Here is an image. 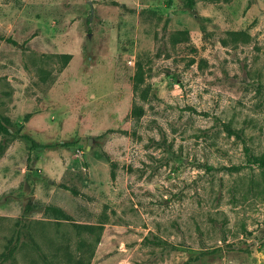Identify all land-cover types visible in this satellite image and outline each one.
<instances>
[{
    "label": "rangeland",
    "instance_id": "rangeland-1",
    "mask_svg": "<svg viewBox=\"0 0 264 264\" xmlns=\"http://www.w3.org/2000/svg\"><path fill=\"white\" fill-rule=\"evenodd\" d=\"M192 1L0 0V264H264V0Z\"/></svg>",
    "mask_w": 264,
    "mask_h": 264
},
{
    "label": "trees",
    "instance_id": "trees-1",
    "mask_svg": "<svg viewBox=\"0 0 264 264\" xmlns=\"http://www.w3.org/2000/svg\"><path fill=\"white\" fill-rule=\"evenodd\" d=\"M187 1L189 4H191V5L193 4L192 0H187ZM176 33L182 34V33H184V31H176ZM66 56H69V55H66ZM0 133L11 134L9 127L2 120H0ZM24 136H25V138H27L30 141V147L31 148H38L41 146V143H39L36 139L31 137L30 135H24ZM72 144H73L72 142L64 143V145H68V146L72 145ZM252 161L254 164L264 167V151L262 153H260L259 155L255 156L252 159ZM45 210L51 211V212L55 213L57 216H61L62 218L68 216L61 208L55 207L53 205H46ZM20 243H21V233L18 232V234L16 235L13 242L9 245L7 251L3 253V257L1 259L2 263L5 260L14 258V252L19 247Z\"/></svg>",
    "mask_w": 264,
    "mask_h": 264
}]
</instances>
